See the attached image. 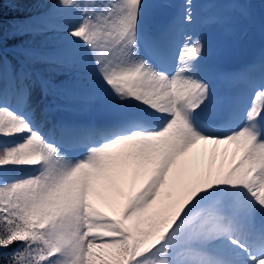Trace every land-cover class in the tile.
<instances>
[{
	"label": "snow or ice",
	"instance_id": "obj_1",
	"mask_svg": "<svg viewBox=\"0 0 264 264\" xmlns=\"http://www.w3.org/2000/svg\"><path fill=\"white\" fill-rule=\"evenodd\" d=\"M8 2L35 11L0 0V264H264V54L213 63L193 0Z\"/></svg>",
	"mask_w": 264,
	"mask_h": 264
},
{
	"label": "bare ground",
	"instance_id": "obj_2",
	"mask_svg": "<svg viewBox=\"0 0 264 264\" xmlns=\"http://www.w3.org/2000/svg\"><path fill=\"white\" fill-rule=\"evenodd\" d=\"M179 1L180 0H173V2ZM231 1L232 0H193V4L196 5L195 10L197 14V24L195 27L197 31L205 36V42L208 41L205 35L206 33H209L210 37L213 36V39H211L209 43H206V47L211 48L209 59L213 63L218 64L224 71L238 69L250 61V59H258L261 54H264V28H262V21H264V2H262V0H250L252 5L250 11L254 18V23L251 25L243 19H238V21L231 26L230 31H225L218 25L201 23L205 18L214 15H228L233 12V10L229 8ZM209 2L213 3L212 6L208 7ZM236 25H239L240 28L238 29ZM216 32L217 36L215 35ZM233 35L235 39L232 38ZM214 37H217V41L215 42ZM218 50L221 51L218 52ZM226 50H228V54L222 55ZM248 100L249 102L251 101V96L248 97ZM51 101L52 97L49 96L46 103L51 106ZM225 149H227V152H225ZM232 151V147L227 145L201 144L197 145L196 148L192 150L190 159L201 171L211 169L214 173L215 171H223L225 166L228 167Z\"/></svg>",
	"mask_w": 264,
	"mask_h": 264
},
{
	"label": "rangeland",
	"instance_id": "obj_3",
	"mask_svg": "<svg viewBox=\"0 0 264 264\" xmlns=\"http://www.w3.org/2000/svg\"><path fill=\"white\" fill-rule=\"evenodd\" d=\"M175 5H180L182 3V0H180L179 2H173ZM178 3V4H177ZM13 7V13L9 16H15V15H25V14H28V13H32L35 11V8L31 5V4H27V3H24V4H21L19 5L18 7L17 6H14L12 3H10ZM230 14L232 15H235L234 12H231ZM236 27L239 29L240 26L239 25H236ZM205 32V31H204ZM206 38L208 39V41H206V43H209L211 39H213V36H209V33H206ZM217 36V35H216ZM233 39H235V36L233 35L232 37ZM217 41V37L215 38L214 37V42ZM223 54H228V50L224 51L222 53ZM59 103V101L53 99L52 97V101H51V109H52V115L54 117H58V118H63V117H67L70 115V112L66 109H58L57 108V104ZM53 106V107H52ZM206 156V155H205ZM205 165V164H204ZM227 166L224 167L223 170H226ZM218 172V171H215L214 174Z\"/></svg>",
	"mask_w": 264,
	"mask_h": 264
},
{
	"label": "trees",
	"instance_id": "obj_4",
	"mask_svg": "<svg viewBox=\"0 0 264 264\" xmlns=\"http://www.w3.org/2000/svg\"><path fill=\"white\" fill-rule=\"evenodd\" d=\"M5 7H4V15L5 18L8 19L9 16L13 13V7L12 5L8 2V0H3Z\"/></svg>",
	"mask_w": 264,
	"mask_h": 264
}]
</instances>
